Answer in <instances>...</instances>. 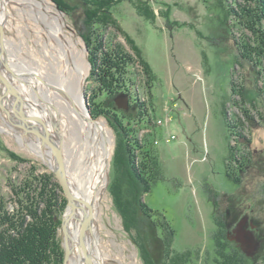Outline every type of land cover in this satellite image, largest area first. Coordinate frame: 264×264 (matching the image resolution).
<instances>
[{
  "label": "rangeland",
  "instance_id": "rangeland-1",
  "mask_svg": "<svg viewBox=\"0 0 264 264\" xmlns=\"http://www.w3.org/2000/svg\"><path fill=\"white\" fill-rule=\"evenodd\" d=\"M47 1L67 23V33L81 40V48L89 65L81 94L84 91L86 104L92 113V97L98 84L91 76L93 67L89 49L85 50L87 44L81 34V23L77 21L79 17L63 11L56 1ZM217 1L148 0L154 14L152 18L141 16L128 1H123L114 9L123 31L110 27L104 29L103 36L108 44L121 42L129 50V38L133 39L155 73L152 87L154 124L140 128L135 122V137L153 141L159 152L163 178L153 185L145 201L153 209L163 212L172 224L176 231L175 249L192 251L195 256L191 264H214L216 244L221 241L220 237H216L220 235H217L219 222L224 220L227 209L234 205L260 223L259 237L262 240L254 233L259 247L252 257L229 240L228 228H225V239L238 248L239 259L242 258L244 264H264V54L254 52L253 60L250 59L248 48L243 47V39L253 37L254 33L243 29L236 20L229 19ZM35 3L34 0H7L3 16L6 21L8 61L11 65L15 63L14 70L19 72L21 68L20 71L24 73L20 76L22 80L15 78L16 84L31 87L32 90L34 86L25 82V78L39 83L33 71L50 70V60L42 55L47 50L49 29L40 24L35 16L28 14ZM1 5L2 2L0 10ZM124 32L129 35L128 39ZM135 70L139 74L136 79L139 96L147 103V110L151 111L152 101L147 93L143 69L135 66ZM39 81L43 83L42 78ZM47 81H44V86L52 90L48 75ZM256 87L261 91V99L248 94ZM2 94L0 85V96ZM23 96L30 102L38 99L44 108L37 107V111L40 109L39 112L47 110L51 113L45 95L40 97L34 90L31 99L27 97L29 94ZM28 111L38 115L31 107H28ZM94 118L104 122L113 137L106 186L109 199L97 219L104 256L101 264H145L125 230L109 190L117 138L115 130L104 116ZM51 120L46 121L54 132L56 127ZM16 124L0 108V137L3 144L9 151L25 159H15L8 150L0 149V199H5L10 211L19 206L14 183L18 186L33 174L54 173L50 161L32 153L38 137ZM6 125L29 137V141H26L31 145L4 130ZM60 131L58 136L65 141V159H68L74 140L64 125H60ZM78 139L75 140L77 144L85 145L84 142L80 144ZM230 149H234L231 156ZM227 166L238 182L227 175ZM56 179L59 182L57 176ZM61 190L60 194L65 196ZM59 235L64 247L62 220ZM95 252L96 249L94 255ZM231 254L236 255V252ZM94 258L96 262L97 255Z\"/></svg>",
  "mask_w": 264,
  "mask_h": 264
},
{
  "label": "trees",
  "instance_id": "trees-1",
  "mask_svg": "<svg viewBox=\"0 0 264 264\" xmlns=\"http://www.w3.org/2000/svg\"><path fill=\"white\" fill-rule=\"evenodd\" d=\"M54 1L69 15L79 17L77 21L81 23V34L93 67L91 76L98 84L92 97V113L96 117L107 118L117 136L109 190L125 230L145 264H191L195 254L190 250L181 252L175 249L176 231L172 224L163 212L153 209L145 201L153 185L163 178L154 142L135 137V122L140 128L154 124L152 87L155 73L139 46L126 32L131 50L121 42L108 44L103 36L106 28L123 31L114 11L121 2L128 1L141 16L148 18L154 17L151 5L148 0ZM238 1L218 0L217 4L229 19L236 20L243 29L254 33L253 37L243 39V47L248 48V55L253 60L254 52L264 54V0ZM135 66L143 69L147 93L152 101L151 111L139 96L136 84L139 74ZM248 94L261 99V91L257 87ZM125 100L126 107L122 102ZM0 149L8 150L15 159L25 160L9 151L1 137ZM233 151L230 149V156ZM227 175L238 182L228 166ZM13 186L19 206L10 211L5 199H0V264H64L59 229L67 199L59 192L62 188L56 176L54 173L33 174L20 185L15 186L14 183ZM219 223L217 235H220L216 237L221 241L216 244L214 264H244L243 259H239L238 248L225 239L224 220Z\"/></svg>",
  "mask_w": 264,
  "mask_h": 264
},
{
  "label": "bare ground",
  "instance_id": "bare-ground-1",
  "mask_svg": "<svg viewBox=\"0 0 264 264\" xmlns=\"http://www.w3.org/2000/svg\"><path fill=\"white\" fill-rule=\"evenodd\" d=\"M0 1L2 2L0 19H3L4 10L7 9L5 7L7 5V0ZM34 1L36 3L31 5L32 9H30L28 14L30 16H35L40 24L43 23V25H46L49 29L47 32V41H49L46 44L47 50L45 49L42 55H44L47 60H50L48 64L50 70L44 72L35 69L33 74L37 77L39 83L26 80L27 78H25V82H30L40 97L45 95L47 99L44 100L50 103L52 111L51 113L49 111L47 112V110L39 112V109V111H37V107L40 108V106H42V104L38 102V99H35L33 102L27 101V109L28 107L33 108L38 112V115H43L48 122H50V119H52L51 123L53 124L58 122L59 127L60 125H64L66 130L72 134L74 142L70 145L71 156L65 159L67 164V178L74 194L80 201L68 223L73 240V252L70 264H76L78 262L79 264H84V252L79 245V235L81 223L87 213L93 216L91 227L86 234L87 246L89 247V251H92L93 256L97 255V261L95 262L94 260V263L101 264L104 261V256L102 255L100 247L97 219L99 218L103 205L108 204L109 199L106 186L109 180L113 137L110 130L106 128L104 122L90 118L87 104L83 99V91L81 94V88L89 69L88 62L81 48V40L76 38L75 35L67 33L65 28L67 23H65L60 14L54 12V7L51 6L47 0ZM48 9H50V12ZM13 66H16L15 63ZM20 69L19 72L15 70L18 74L15 78L22 80L20 76L24 73L20 71ZM47 75L51 78L49 85L53 88L52 90H49L43 84L44 81L48 82ZM15 78L13 77L12 80L13 84L16 85H14L15 88L17 87L21 93L23 92L22 94H29L30 96L27 97L30 98L34 90H32L31 87L27 88L28 86L23 87L22 85L16 84L17 81ZM41 78L43 83L39 81ZM0 85L4 91V85L1 83ZM80 96H82V99ZM13 100L15 99L12 95L7 97V107L12 109V106H17ZM13 120L19 126L22 125L19 118L15 117ZM36 124L40 125L39 123ZM4 130L12 132L27 145H31L30 142H27L29 141V137H25L22 132L7 125ZM77 137H79L80 140ZM76 139L79 140L80 144L84 142L85 145L77 144L75 141ZM34 144H36V146H34L32 153L38 158H42V160L50 161V167L54 168L57 163L55 157L52 156L51 153L49 154V148L42 145L40 140ZM75 232L77 233L75 234ZM94 245L96 247H94ZM94 249H96L95 255Z\"/></svg>",
  "mask_w": 264,
  "mask_h": 264
},
{
  "label": "water",
  "instance_id": "water-1",
  "mask_svg": "<svg viewBox=\"0 0 264 264\" xmlns=\"http://www.w3.org/2000/svg\"><path fill=\"white\" fill-rule=\"evenodd\" d=\"M6 21L5 19H0V83L4 85L5 90L3 94L0 96V108L7 114V116L13 120L15 117L19 118L22 122L20 125L21 128H24L27 132L34 133L38 139L41 141L42 145H45L49 148L52 156L55 157L56 166L53 169L56 174L61 186L62 190L67 197V206L66 210L63 214L62 219V231L64 233V248H65V261L64 264H70L71 255L73 252L72 245V237L69 230V220L72 217L75 209L78 207V202L80 201L77 196L74 194L72 187L67 178V164L65 160V151H64V139L63 137L58 136L61 132L58 122H55L54 132L49 128L47 121L43 115L32 114L27 109V100L13 84V77H17V73L13 69V65L8 61V51H7V43H6ZM87 46L85 50L87 51ZM9 95H12L15 99L16 107L12 106V109L7 107L6 99ZM83 99L86 102L85 93L83 91ZM124 106H127V100L124 101ZM88 111L90 114V118L96 120L93 114L91 113L89 106ZM39 123L41 125H36ZM17 125V124H16ZM19 126V125H18ZM56 133V134H55ZM93 216L92 214L87 213L84 217L81 227H80V235H79V245L83 250V261L84 264H94V256L92 251H89V247L87 246L86 234L88 229L91 227ZM246 221L240 224V228L238 230L239 236L237 240L243 243L245 250L248 251L249 255L257 250L259 246V242L255 240V237L251 234V232L246 231ZM254 226V225H253ZM243 237V240L241 238ZM249 248V250H248Z\"/></svg>",
  "mask_w": 264,
  "mask_h": 264
},
{
  "label": "flooded vegetation",
  "instance_id": "flooded-vegetation-1",
  "mask_svg": "<svg viewBox=\"0 0 264 264\" xmlns=\"http://www.w3.org/2000/svg\"><path fill=\"white\" fill-rule=\"evenodd\" d=\"M244 221H246V223H247L245 230L248 232H251L252 235H254V233H256L257 236L259 237L260 236V234H259V224L260 223L258 221H256L252 216H250V214L243 213V210L241 208H239L238 206H234V205H231V207H229L227 209L226 215L224 218V224H225L226 228H228L227 234H228L229 240L231 242L233 241V243L235 242V245L239 249H241L242 251H245L246 254H248V251L245 250L243 243L237 240V237L239 236V233H238V230L240 228L239 226ZM254 237H255L256 241L258 239L261 240L260 237L258 239L256 238L255 235H254ZM241 240H243V237L241 238ZM236 241H238V243ZM248 250H249V248H248ZM255 252L256 251H254L252 253V257L256 255Z\"/></svg>",
  "mask_w": 264,
  "mask_h": 264
},
{
  "label": "built area",
  "instance_id": "built-area-1",
  "mask_svg": "<svg viewBox=\"0 0 264 264\" xmlns=\"http://www.w3.org/2000/svg\"><path fill=\"white\" fill-rule=\"evenodd\" d=\"M173 136H174V135H173ZM173 136H172V137H173Z\"/></svg>",
  "mask_w": 264,
  "mask_h": 264
}]
</instances>
